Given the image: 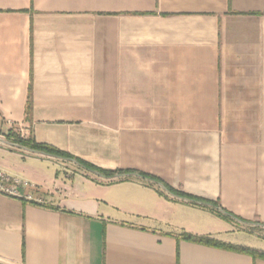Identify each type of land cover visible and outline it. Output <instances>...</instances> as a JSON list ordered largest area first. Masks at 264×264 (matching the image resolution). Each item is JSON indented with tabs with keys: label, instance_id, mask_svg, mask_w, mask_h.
Masks as SVG:
<instances>
[{
	"label": "crops",
	"instance_id": "0c3cea01",
	"mask_svg": "<svg viewBox=\"0 0 264 264\" xmlns=\"http://www.w3.org/2000/svg\"><path fill=\"white\" fill-rule=\"evenodd\" d=\"M0 170V264H264V0H0Z\"/></svg>",
	"mask_w": 264,
	"mask_h": 264
},
{
	"label": "trees",
	"instance_id": "16d2710c",
	"mask_svg": "<svg viewBox=\"0 0 264 264\" xmlns=\"http://www.w3.org/2000/svg\"><path fill=\"white\" fill-rule=\"evenodd\" d=\"M31 109H32V97L30 95L29 103H28V115H30ZM12 135H13V133L10 132V136H12ZM18 141H19V143L22 146H29V143L24 141L22 138L18 139ZM33 146L35 148L43 149V150L52 152L54 154H58V155H62V156L66 155L63 152H61L59 150H56L54 148L48 147V146H43V145H38V144H34ZM80 163L82 165L86 166L87 168H92V169L98 170V171H100L102 173H105V174H109L110 173L108 171H105V170L99 169L97 167H94L93 165H90V164H88V163H86L84 161H80ZM166 188L170 192H172L174 194H177L179 196H183V197H186V198H189V199H192V200H199V201L204 202V203H212V201L199 199V198H196V197H193V196L178 192V191L174 190L173 188H171L168 185H166ZM219 215L221 217L227 219V216H225L223 214H219ZM180 238H182L184 240H187V241H191V242H196V243H200V244L211 245V246L221 247V248H225V249L232 250V251L241 252V253H244V254L252 256L254 259H263L264 260V250H260V249H256V248H249V247H239V246H235V245H231V244H225V243H222V242H220V241H218L216 239H213L212 237H209V236L199 237V236H195V235H192V234H189V233H182L180 235Z\"/></svg>",
	"mask_w": 264,
	"mask_h": 264
},
{
	"label": "built area",
	"instance_id": "2783aa9c",
	"mask_svg": "<svg viewBox=\"0 0 264 264\" xmlns=\"http://www.w3.org/2000/svg\"><path fill=\"white\" fill-rule=\"evenodd\" d=\"M32 184L18 177H13L0 170V193L18 199H24L35 203H44L43 198L35 197L32 193H25L24 189L31 188Z\"/></svg>",
	"mask_w": 264,
	"mask_h": 264
}]
</instances>
